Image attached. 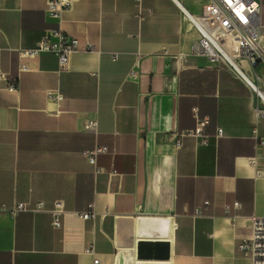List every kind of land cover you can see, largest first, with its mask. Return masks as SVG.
I'll return each mask as SVG.
<instances>
[{"label": "crops", "instance_id": "obj_1", "mask_svg": "<svg viewBox=\"0 0 264 264\" xmlns=\"http://www.w3.org/2000/svg\"><path fill=\"white\" fill-rule=\"evenodd\" d=\"M204 1L75 0L60 22L79 38L67 68L42 53L19 71L18 49L55 24L46 0H0V264H251L239 245L250 217H264V146L253 138L264 117L248 80L264 81V63L242 59L243 77L188 53L197 32L183 8ZM193 107L208 118L206 142L188 131ZM95 144L109 149L92 165L83 151ZM56 199L67 211L58 229L47 212L2 210ZM90 206L91 219L73 214Z\"/></svg>", "mask_w": 264, "mask_h": 264}, {"label": "built area", "instance_id": "obj_2", "mask_svg": "<svg viewBox=\"0 0 264 264\" xmlns=\"http://www.w3.org/2000/svg\"><path fill=\"white\" fill-rule=\"evenodd\" d=\"M75 0H46V14L54 22V26L46 29L43 36L31 47H20L18 49V70L30 69L29 60L38 58L42 53H50L56 56L58 68L66 69L70 55L79 49V38L65 31L61 25L63 12L71 7ZM261 0H205L198 12H190L183 8V19L186 20L197 32L192 38L189 54L205 58L212 64H225L235 73L243 77L245 72L241 66V60L245 59L250 67L264 63V23L261 21ZM91 43H86L85 48H90ZM134 74V69L131 70ZM1 79H7L5 73L0 72ZM252 88L256 91L261 105L254 106V114L264 117V93L261 90L264 81L258 76V83L248 80ZM8 90H15L17 87L13 82L5 86ZM48 95L55 101L62 99V94L56 89H49ZM195 114V126L189 129L197 136L201 137L202 142H206V135L203 127L208 123L206 116H199L196 107H193ZM98 121L96 118L88 119L85 127L93 132L97 131ZM222 133V128L217 127V135ZM179 132L175 138V144H181ZM256 145L264 146V136L253 135ZM106 144H95L83 151L88 163L95 165L98 154L108 151ZM204 205L197 207L194 216L204 215ZM233 208H240V202L235 201L231 205ZM225 210L228 211L230 205L226 204ZM2 210H7L10 214L19 211L47 212L51 216L53 228L62 226V216L67 212L64 202L56 199L48 207L42 200L33 203L17 202L14 206ZM83 220L94 217L91 206L88 210L73 212ZM251 233L239 247L250 257L251 264H264V217L251 216ZM90 254H94L92 244L86 248ZM99 259L94 258L93 264H99Z\"/></svg>", "mask_w": 264, "mask_h": 264}]
</instances>
